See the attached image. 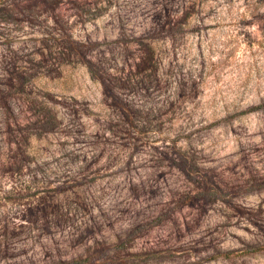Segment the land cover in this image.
<instances>
[{"label":"rangeland","instance_id":"obj_1","mask_svg":"<svg viewBox=\"0 0 264 264\" xmlns=\"http://www.w3.org/2000/svg\"><path fill=\"white\" fill-rule=\"evenodd\" d=\"M60 262L264 264V0H0V264Z\"/></svg>","mask_w":264,"mask_h":264},{"label":"trees","instance_id":"obj_2","mask_svg":"<svg viewBox=\"0 0 264 264\" xmlns=\"http://www.w3.org/2000/svg\"><path fill=\"white\" fill-rule=\"evenodd\" d=\"M253 250H256V249H253ZM88 260H90V258L89 257H86V258H84V259H82L81 260V262L83 261H88ZM72 262H76V261H72ZM71 263V262H70ZM57 264H69V263H63V262H60V263H57Z\"/></svg>","mask_w":264,"mask_h":264}]
</instances>
